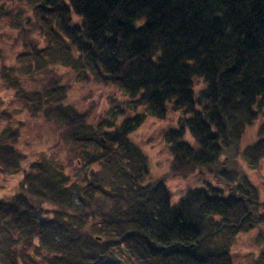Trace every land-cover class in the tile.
Listing matches in <instances>:
<instances>
[{"label": "trees", "instance_id": "1", "mask_svg": "<svg viewBox=\"0 0 264 264\" xmlns=\"http://www.w3.org/2000/svg\"><path fill=\"white\" fill-rule=\"evenodd\" d=\"M7 20L26 50L39 56L36 32L54 38L74 74L114 87L136 111L91 137L100 163L118 161L121 181L79 190L77 217L69 213L66 226L73 236L57 255L90 264H232L235 237L259 223L257 188L226 166L241 155L254 169L264 158V0H0V24ZM51 81L47 88L58 90ZM56 102L55 111H67L68 130L83 125L80 113ZM112 110L125 115L120 106ZM169 114L178 116L165 133L170 174L205 171L226 196L208 184L173 205L163 180L143 183L147 162L129 135L147 117ZM258 118L260 139L241 151ZM41 227L32 225L35 235Z\"/></svg>", "mask_w": 264, "mask_h": 264}, {"label": "rangeland", "instance_id": "2", "mask_svg": "<svg viewBox=\"0 0 264 264\" xmlns=\"http://www.w3.org/2000/svg\"><path fill=\"white\" fill-rule=\"evenodd\" d=\"M7 21V25L4 21L0 24V264H90L88 257L57 254L67 244L69 235L73 236L66 226L72 223L70 214L77 217L81 204L79 190L87 184L106 186L121 181L115 173L118 161L111 156L100 163V149L91 145V137H98L102 130L111 131L110 125L133 116L134 104L127 102L114 87L92 77L86 82L82 75L74 74L66 64L65 46L57 44L54 38L49 42L36 32L33 38L39 56L26 50L15 42L18 30L9 26L13 24L11 20ZM51 79L60 84L58 90L47 88ZM57 100L65 110L80 113L83 125L68 130L71 124H67L64 116L67 111H55ZM115 106L122 107L125 115H115L112 110ZM260 119L246 129L241 151L260 139ZM177 120L174 114L161 120L147 117L129 135L147 162L148 173L143 183L163 180L173 205L188 190L208 184L226 196V188L205 171L187 176L170 174L173 156L165 133ZM233 153L230 150L226 156ZM226 168L245 176L257 188L260 201L259 223L233 241L232 264H264V158L252 169L238 155L228 160ZM61 186L65 188L60 189ZM62 207L67 215H63ZM12 209L18 212L12 213ZM35 223L42 226L38 235H35L37 228L32 229ZM85 227L94 239L99 236L90 221Z\"/></svg>", "mask_w": 264, "mask_h": 264}, {"label": "water", "instance_id": "3", "mask_svg": "<svg viewBox=\"0 0 264 264\" xmlns=\"http://www.w3.org/2000/svg\"><path fill=\"white\" fill-rule=\"evenodd\" d=\"M98 240H100V238H98Z\"/></svg>", "mask_w": 264, "mask_h": 264}]
</instances>
